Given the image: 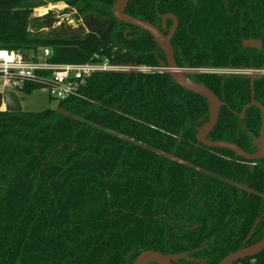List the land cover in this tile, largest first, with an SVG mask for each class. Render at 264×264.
<instances>
[{"label": "trees", "instance_id": "obj_1", "mask_svg": "<svg viewBox=\"0 0 264 264\" xmlns=\"http://www.w3.org/2000/svg\"><path fill=\"white\" fill-rule=\"evenodd\" d=\"M116 2L0 0V49L47 47L57 64L164 68L154 39L113 16ZM58 3L99 26L83 37L41 32L50 24L33 12ZM125 14L158 28L176 16L180 69H264V0H129ZM246 40L263 48H244ZM188 77L227 104L208 140L257 153L261 110L241 114L253 93L264 106V78ZM82 95L56 110L0 112V264H134L147 251L197 260L175 264H220L262 240L264 160L198 141L211 118L206 98L158 71L97 73ZM235 264H264V251Z\"/></svg>", "mask_w": 264, "mask_h": 264}, {"label": "built area", "instance_id": "obj_2", "mask_svg": "<svg viewBox=\"0 0 264 264\" xmlns=\"http://www.w3.org/2000/svg\"><path fill=\"white\" fill-rule=\"evenodd\" d=\"M52 5H54L53 8L59 10V14L57 15L61 17L59 19L57 18L59 29H83L88 33V24L75 9L65 3ZM58 5H60V8L57 7ZM36 10L39 12L42 9L38 8ZM51 56V50L47 47H40L37 52L32 50L27 53L0 49V94L3 96L0 112H8L4 103V95L6 93L12 92L18 95V93H24V88L28 86L40 87L41 90L48 92L50 98L56 99L59 102L69 98H81L83 96L82 90L87 84L88 79L97 73L132 74L163 71V68L131 64H112L109 61L90 62L86 64H57L50 61ZM205 72L219 75H253L257 71L206 70ZM258 72L264 75V69Z\"/></svg>", "mask_w": 264, "mask_h": 264}, {"label": "water", "instance_id": "obj_3", "mask_svg": "<svg viewBox=\"0 0 264 264\" xmlns=\"http://www.w3.org/2000/svg\"><path fill=\"white\" fill-rule=\"evenodd\" d=\"M129 0H117L115 7L113 9V16L116 18L117 21L121 23H125L126 25L138 28L146 33H148L154 41L158 44L160 49L165 53L166 60H167V72L166 74L170 75L173 81L182 87L183 89L192 92L196 95H200L206 98L210 104L211 110V118L209 123L205 126V128L200 132L198 135V141L208 147L215 148V149H226L230 150L231 152L235 153L236 156L243 158L246 161H257V160H264V107L254 103L255 105L259 106L262 110L263 114V125L262 131L259 138L255 140V144L258 147L259 151L255 154H248L239 146L229 143V142H212L208 140V137L213 132L215 127L219 122V118L221 115L222 107L225 105L222 103L219 98L215 95L213 91L208 89L207 87L197 84L192 81L188 74L198 73L195 70H183L180 69L176 63L174 49L172 46V40L179 28V20L174 15H166L163 18V30H167V22L169 20L173 21V28L171 29L169 35H166L156 26L151 23L138 20L136 18L130 17L125 14V10L128 6ZM92 22L88 25L90 31H92L93 26L97 24V21L92 17ZM70 35H75L78 37H83L87 33L85 30H70ZM128 34V33H127ZM126 34V35H127ZM244 48H253V49H261L262 48V41L259 40H246L243 43ZM162 67H165L164 63H161ZM256 80V76L252 78V85ZM3 103V96L0 94V107ZM4 103L6 106V110L10 113H17L22 112V105L20 99L17 94L8 92L4 95ZM244 117V116H242ZM260 220L256 223L251 234L248 236L247 241H249L254 234L257 225ZM264 251V237L258 243L248 247L241 249L237 252H234L228 255L224 260L220 262V264H235L242 259L255 257L261 254ZM187 260V261H196L195 259L190 258L189 254H181V255H164L160 252L156 251H147L143 252L135 261L134 264H175L179 261Z\"/></svg>", "mask_w": 264, "mask_h": 264}, {"label": "rangeland", "instance_id": "obj_4", "mask_svg": "<svg viewBox=\"0 0 264 264\" xmlns=\"http://www.w3.org/2000/svg\"><path fill=\"white\" fill-rule=\"evenodd\" d=\"M54 5L49 4L44 8H41L38 12V10L34 11L32 14V19H42L43 22L48 21L50 26L47 28L43 29V32H49L52 31V29H57L59 30L58 27V19L61 18L57 16L59 14V10L53 8ZM58 5L57 7H59ZM37 15V16H36ZM58 18V19H57ZM30 31H34L33 28L30 29ZM18 97L20 99L21 105H22V110L23 112H43L47 109H54L56 110L58 107V100L56 99H51L49 97V94L45 90H37L31 95H27L25 93H18Z\"/></svg>", "mask_w": 264, "mask_h": 264}, {"label": "flooded vegetation", "instance_id": "obj_5", "mask_svg": "<svg viewBox=\"0 0 264 264\" xmlns=\"http://www.w3.org/2000/svg\"><path fill=\"white\" fill-rule=\"evenodd\" d=\"M168 15H170V14H168ZM165 17V16H164ZM163 17V18H164ZM91 18L92 17H90V19L87 21V20H85L86 21V23L89 25L91 22H92V20H91ZM94 18V17H93ZM163 18H162V28H158V29H160L162 32H164L166 35H169V33H170V31H171V29L173 28V26H172V28L169 30V29H167L166 31H164L163 30ZM96 21H97V24L95 25V26H93V29L92 30H94L96 27H98L99 26V23H98V20L96 19V18H94ZM169 21H172V20H169ZM168 21V22H169ZM168 22H167V28H168ZM173 22V21H172ZM51 25V24H50ZM155 26V25H154ZM61 29V28H60ZM66 30V29H65ZM81 30H83V29H81ZM89 30V29H88ZM68 32L70 31V30H67ZM168 31V32H167ZM90 32V30L88 31V33ZM87 33V32H86ZM87 33V34H88ZM128 33V32H127ZM175 37V36H174ZM260 41V40H259ZM244 43V42H243ZM244 47V46H243ZM262 48H263V43H262ZM261 48V49H262ZM174 49V48H173ZM253 49V48H252ZM256 50H260V49H256ZM174 54H175V52H174ZM176 59V58H175ZM167 63H166V65H165V67L163 68V71H158V73H162V74H166V72H167ZM199 71H203V72H200V73H203V74H215V73H209V72H205L206 70H199ZM199 71H197V72H199ZM257 72L255 73V74H253V75H240V74H237V75H240V76H246V77H252L253 78V76H256V79L257 78H264V75H261L258 71L259 70H256ZM230 75H236V74H230ZM252 84V83H251ZM216 95V94H215ZM217 96V95H216ZM220 100V99H219ZM221 101V100H220ZM222 102V101H221ZM222 103H224V102H222ZM254 103H256V104H259V105H261L260 103H257L256 101H255V97H254V93H253V95H252V102H251V104L248 106V107H246V108H244V110H243V112H242V114H241V119L242 120H244V118H245V111H246V109L247 108H250V107H252V106H256V107H258V108H260L259 106H257V105H255ZM225 105L223 106V107H225L227 104L226 103H224ZM261 106H263V105H261ZM222 107V108H223ZM264 107V106H263ZM260 110H261V108H260ZM261 113H262V110H261ZM242 116H244V117H242ZM262 116H263V114H262ZM262 125H263V120H262ZM216 128V127H215ZM214 131V130H213ZM261 131H262V127H261ZM261 135V134H260ZM257 139V138H256ZM255 139V140H256ZM187 254H189V253H187ZM189 256H190V254H189ZM191 258V257H190ZM193 259V258H192ZM196 260V259H195ZM185 261H187V260H185ZM180 262V261H179ZM189 262H197V260L196 261H189Z\"/></svg>", "mask_w": 264, "mask_h": 264}]
</instances>
